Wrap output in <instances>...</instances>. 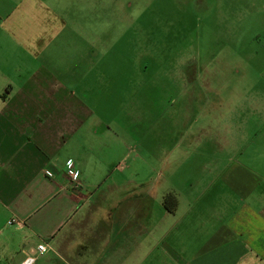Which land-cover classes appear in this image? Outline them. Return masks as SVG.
<instances>
[{
    "label": "crops",
    "instance_id": "1",
    "mask_svg": "<svg viewBox=\"0 0 264 264\" xmlns=\"http://www.w3.org/2000/svg\"><path fill=\"white\" fill-rule=\"evenodd\" d=\"M1 1L0 264H22L24 253L42 242L47 252L33 264H264V182L239 165L220 162L173 169V176L208 172L206 179L173 186L175 210L163 208L173 215V228L138 227L146 216L137 215L140 206L109 213L105 242L83 250L92 252L90 259H67V226L105 182V153L122 149L129 136L113 133L91 104L72 95L90 98L92 85L85 82L96 70L91 58L97 56V32L92 36L90 25V32L82 31L74 10L79 0H71V14L56 0H10L11 9L2 14ZM57 43L74 55L66 74L51 62V45ZM84 63L89 71L78 74ZM185 140L203 157L225 147L226 139L208 132L193 138L195 144ZM69 161L78 171L76 182L65 175ZM124 168L116 165L120 172ZM113 184L109 188L122 186ZM139 195L117 203L137 205ZM11 220L19 224L8 225Z\"/></svg>",
    "mask_w": 264,
    "mask_h": 264
},
{
    "label": "rangeland",
    "instance_id": "2",
    "mask_svg": "<svg viewBox=\"0 0 264 264\" xmlns=\"http://www.w3.org/2000/svg\"><path fill=\"white\" fill-rule=\"evenodd\" d=\"M56 1L61 11L72 13L71 0ZM78 4L74 10L80 14L82 31L90 32V25L92 36L97 32V56L96 62L91 58L95 73L85 82L92 85L90 98L78 91L72 95L91 104L94 108L88 107L110 123L113 133L128 135L129 141L105 153V182L65 230L67 259L82 254L90 259L88 251L105 242L109 213L140 206L137 215L146 216L138 227L173 228L163 198L173 195V186L180 187L182 181L208 176H173L176 167L203 162L239 165L264 182V0ZM1 7L2 14L9 12L10 0H2ZM51 46L55 71L66 74L74 55L68 48L61 51L58 43ZM88 68L84 63L77 72ZM208 132L220 137L224 133L225 147L202 157L196 145L186 146V137L195 144L193 138ZM118 163L125 167L121 172ZM112 182L122 186L109 188ZM136 193L139 205L117 203L119 197L132 200Z\"/></svg>",
    "mask_w": 264,
    "mask_h": 264
},
{
    "label": "built area",
    "instance_id": "3",
    "mask_svg": "<svg viewBox=\"0 0 264 264\" xmlns=\"http://www.w3.org/2000/svg\"><path fill=\"white\" fill-rule=\"evenodd\" d=\"M67 170L65 172L66 177L70 182H76L78 178V171L73 169V164L69 161L67 162ZM19 224L18 221L11 220L8 222V225ZM47 245L45 243H40L35 248L24 253L25 258L22 264H33L36 259L40 258L47 252Z\"/></svg>",
    "mask_w": 264,
    "mask_h": 264
},
{
    "label": "trees",
    "instance_id": "4",
    "mask_svg": "<svg viewBox=\"0 0 264 264\" xmlns=\"http://www.w3.org/2000/svg\"><path fill=\"white\" fill-rule=\"evenodd\" d=\"M175 203H176V199L172 194L166 195L162 201L163 208L169 213L174 212L176 207Z\"/></svg>",
    "mask_w": 264,
    "mask_h": 264
}]
</instances>
